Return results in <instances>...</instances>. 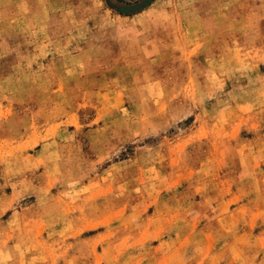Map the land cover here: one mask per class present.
<instances>
[{"label":"rangeland","instance_id":"rangeland-1","mask_svg":"<svg viewBox=\"0 0 264 264\" xmlns=\"http://www.w3.org/2000/svg\"><path fill=\"white\" fill-rule=\"evenodd\" d=\"M0 264H264V0H0Z\"/></svg>","mask_w":264,"mask_h":264}]
</instances>
